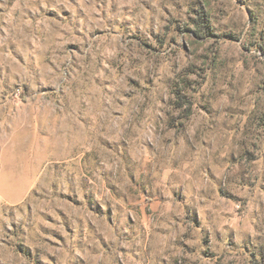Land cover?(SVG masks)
I'll use <instances>...</instances> for the list:
<instances>
[{
  "label": "rangeland",
  "instance_id": "rangeland-1",
  "mask_svg": "<svg viewBox=\"0 0 264 264\" xmlns=\"http://www.w3.org/2000/svg\"><path fill=\"white\" fill-rule=\"evenodd\" d=\"M0 264H264V0H0Z\"/></svg>",
  "mask_w": 264,
  "mask_h": 264
}]
</instances>
